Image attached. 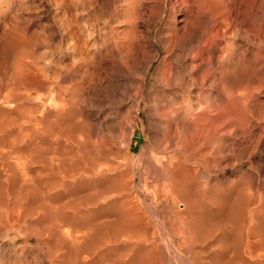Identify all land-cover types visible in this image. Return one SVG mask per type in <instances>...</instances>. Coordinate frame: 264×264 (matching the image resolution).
<instances>
[{"label": "bare ground", "instance_id": "1", "mask_svg": "<svg viewBox=\"0 0 264 264\" xmlns=\"http://www.w3.org/2000/svg\"><path fill=\"white\" fill-rule=\"evenodd\" d=\"M248 2L0 0V264H264L257 179L210 174L260 94Z\"/></svg>", "mask_w": 264, "mask_h": 264}, {"label": "rangeland", "instance_id": "2", "mask_svg": "<svg viewBox=\"0 0 264 264\" xmlns=\"http://www.w3.org/2000/svg\"><path fill=\"white\" fill-rule=\"evenodd\" d=\"M239 1L241 2L242 0H235V2H234V0H232V4H234V6L239 4L238 6H240L241 10L243 9L242 10V12H243L244 8H245L244 5L246 6L248 3H250L248 1H251V0H245L246 2L243 0L242 1L243 4H240ZM242 6H243V8H242ZM242 12H241V14H242ZM241 14H240V17L242 16ZM241 18H243V16ZM239 41L242 43V46H241L242 48L239 51L238 56L239 57L240 56L241 57H243V56L249 57V52L247 54V50L245 49V48H247V45H246L247 42H246L245 38L241 37ZM242 49H245V50H242ZM241 51H243V52H241ZM243 53H244V55H243ZM240 65L237 66V69H239V70H237V72H235L240 77V79H238V85H239V82L242 81L243 78L248 79L249 78L248 76H250V75L247 73H250V74H252V77H250L251 80L249 79L250 81L248 82V80L246 79L247 80V82H246V80L243 79L242 82L244 84L248 83V86H250V83H252V85L255 84L256 86H259V84H261V86H259L260 89L256 91V93H260V94H256L253 97V99L244 103L243 106H240V105L237 106V105H235L236 103L234 102V100L232 101V103H234V105L237 106L236 107L237 109L232 104L233 106L231 105L232 109H230V114H242L243 118L245 119V121H244V123H245L244 128L245 129L241 135H237V132H235V131H232L230 133V135L228 137V144H227L228 146L226 147V149H227L226 154H228V155H225L221 166L213 167V169L211 170L213 172H210V174H212L213 177H216V176L219 177V175L221 173H224V175L221 174L220 176L226 175L225 177L229 180L235 179V177L237 176V173H235V172H237L236 171V170H238L237 167L241 164L242 169H244V170L246 169L245 171L243 170V173L245 175V178L249 177L248 182L255 177L257 179V182L259 183V186H260L259 187L258 183H257V186L260 189H258L256 186L255 189L247 188L246 190L248 192L258 191V192L263 193L264 192V102H263L264 101V92H263L264 91V78H263L264 77V68H263V70L261 68V70H259L260 72L259 71L258 72L256 71L257 73L254 72V75H253L254 70L250 69L251 67H245V65L243 64V65H241V67L244 66L243 70H242L240 68ZM247 70H248V72H247ZM239 72H241V73H239ZM243 75H245V76L243 77ZM256 75H258V76H256ZM232 77L233 78H231V82L234 83V84L232 83V86H233L232 88H236L238 85H236L237 83H236V81H234L235 77L234 76H232ZM241 77H242V79H241ZM256 83L257 84L259 83V84L257 85ZM258 95L260 98H258ZM254 98H256V99H254ZM257 100H258V102H257ZM249 102H251V103H249ZM233 107L235 109H233ZM145 112H147V111L145 109H143L141 114L146 119L147 113L145 114ZM237 141H239V142H237ZM145 144H146V132L142 131V129L139 128L137 133H136V136L134 138V146H133L134 152H140L141 151L140 149ZM239 145L241 146V150L239 148H237V147H239ZM259 152L263 156L260 155ZM222 169H224V171H222ZM250 169H252V170L250 171ZM251 172L253 173L252 175H250ZM145 176L146 175L143 174L142 183L146 182ZM256 176H258V177H256ZM138 180H140V178H138ZM259 181H261V183ZM135 189L137 191L141 190L138 185L136 186ZM261 189H262V191H261ZM230 191L233 192L234 189L232 188ZM263 222H264V217H263Z\"/></svg>", "mask_w": 264, "mask_h": 264}]
</instances>
